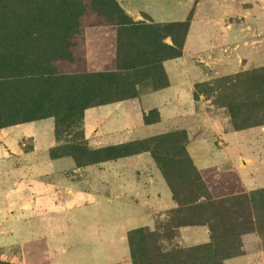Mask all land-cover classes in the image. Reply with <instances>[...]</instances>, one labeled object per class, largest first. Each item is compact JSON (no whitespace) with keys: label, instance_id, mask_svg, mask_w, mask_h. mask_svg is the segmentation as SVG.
Masks as SVG:
<instances>
[{"label":"rangeland","instance_id":"1","mask_svg":"<svg viewBox=\"0 0 264 264\" xmlns=\"http://www.w3.org/2000/svg\"><path fill=\"white\" fill-rule=\"evenodd\" d=\"M136 1L0 0V264H264V0Z\"/></svg>","mask_w":264,"mask_h":264},{"label":"crops","instance_id":"2","mask_svg":"<svg viewBox=\"0 0 264 264\" xmlns=\"http://www.w3.org/2000/svg\"><path fill=\"white\" fill-rule=\"evenodd\" d=\"M137 13H144L155 24L184 23L193 19L201 0H138Z\"/></svg>","mask_w":264,"mask_h":264}]
</instances>
